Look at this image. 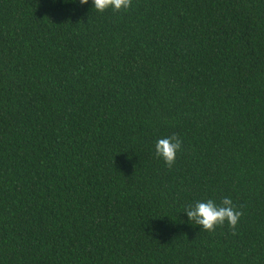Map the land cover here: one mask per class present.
Masks as SVG:
<instances>
[{
    "label": "trees",
    "instance_id": "trees-1",
    "mask_svg": "<svg viewBox=\"0 0 264 264\" xmlns=\"http://www.w3.org/2000/svg\"><path fill=\"white\" fill-rule=\"evenodd\" d=\"M0 264H264V0H0Z\"/></svg>",
    "mask_w": 264,
    "mask_h": 264
},
{
    "label": "clouds",
    "instance_id": "clouds-1",
    "mask_svg": "<svg viewBox=\"0 0 264 264\" xmlns=\"http://www.w3.org/2000/svg\"><path fill=\"white\" fill-rule=\"evenodd\" d=\"M87 3L88 0H79L81 5ZM130 5L131 0H92V6L98 12H103L109 8L120 11L121 9H128ZM181 146L182 141L176 134L159 138L155 143V155L162 157L165 164L171 167L175 163L177 151L181 149ZM184 212L187 214L188 221H194L195 225H199L209 232L215 231L218 225L223 226L225 222L234 231L243 215L228 197H225L219 205L212 199L197 201L194 204L186 205Z\"/></svg>",
    "mask_w": 264,
    "mask_h": 264
}]
</instances>
